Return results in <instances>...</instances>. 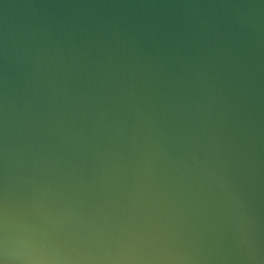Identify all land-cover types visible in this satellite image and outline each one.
I'll return each instance as SVG.
<instances>
[{"label": "water", "instance_id": "obj_1", "mask_svg": "<svg viewBox=\"0 0 264 264\" xmlns=\"http://www.w3.org/2000/svg\"><path fill=\"white\" fill-rule=\"evenodd\" d=\"M0 264H264V0H0Z\"/></svg>", "mask_w": 264, "mask_h": 264}]
</instances>
